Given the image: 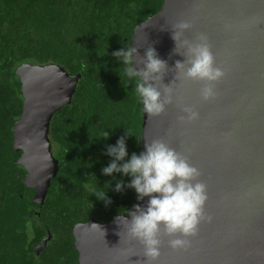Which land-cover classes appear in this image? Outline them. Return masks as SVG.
Wrapping results in <instances>:
<instances>
[{"label":"water","instance_id":"1","mask_svg":"<svg viewBox=\"0 0 264 264\" xmlns=\"http://www.w3.org/2000/svg\"><path fill=\"white\" fill-rule=\"evenodd\" d=\"M183 20L194 25L185 33L188 39L200 32L208 35L216 64L227 75L216 85L218 98L211 102L200 99L202 83L176 81L174 103L162 116L143 113L142 152L146 142L160 139L186 155L208 186L206 212L213 221L201 224L187 251H173L165 237L159 264H264V0H164L156 15L135 28L131 44L140 56L154 47L167 61L165 85L175 80V62L184 60L172 54L171 38V26ZM16 74L24 104L14 126V149L21 153L17 163L27 172L32 201L43 207L60 171L51 123L72 104L81 75L72 76L59 64L30 63ZM181 104L194 106L200 119L179 124ZM147 201L137 200L136 205L146 206ZM116 218L106 224L91 219L74 227L78 264H137L144 259L138 242L120 243ZM92 224L102 226L105 237ZM51 237L49 232L37 253Z\"/></svg>","mask_w":264,"mask_h":264},{"label":"trees","instance_id":"2","mask_svg":"<svg viewBox=\"0 0 264 264\" xmlns=\"http://www.w3.org/2000/svg\"><path fill=\"white\" fill-rule=\"evenodd\" d=\"M164 0H0V264H78L74 227L91 219L106 224L119 210H131L137 194L116 192L121 173L105 176L109 145L125 135L129 158L142 152L144 114L134 85L121 79L112 56L131 45L135 28L156 15ZM59 64L81 75L71 105L55 114L50 139L60 171L43 207L25 185L27 172L17 162L14 126L24 98L16 71L22 65ZM108 131L109 138L102 139ZM137 141L136 140V138ZM93 174L96 176H93ZM112 181L106 205L92 188ZM123 208V209H122ZM52 237L46 249L37 247Z\"/></svg>","mask_w":264,"mask_h":264},{"label":"clouds","instance_id":"3","mask_svg":"<svg viewBox=\"0 0 264 264\" xmlns=\"http://www.w3.org/2000/svg\"><path fill=\"white\" fill-rule=\"evenodd\" d=\"M193 27L190 20L171 26V38L175 44L172 54L183 56L184 60H177L174 69H171L176 72V77L170 85L163 83L170 71L168 63L158 56L154 47H148L143 56L133 44H124L112 53L121 65L118 75L129 85H134L132 90L137 103L148 117H159L166 112V108L174 103L176 89L183 81L202 83L199 96L203 102L218 98L216 85L225 79L227 73L223 67L217 66L206 33H196L192 39L185 36ZM226 28H230V25H226ZM176 81L180 82L179 85ZM179 108L182 113L177 117L179 124H192L200 119V113L194 106L181 104ZM132 136L125 129V135L115 145L106 148L105 154L111 160L101 172L105 176L121 173L130 177L127 184L123 179L115 180L116 192H122L127 187L135 191L137 200L148 198L146 206L137 204L131 210H119L116 219L121 230L117 235L120 243L122 240L135 241L143 247L144 259L137 264H159L165 237L173 251H187L198 237L201 224L212 223L213 217L206 212L208 186L199 179L200 169L163 140L146 142L145 151L133 153L129 158L126 141ZM108 138L109 133L105 131L102 139ZM111 184L112 181H109L101 188L98 183L92 188V196L106 205L111 204L108 197ZM92 226L105 237L102 226Z\"/></svg>","mask_w":264,"mask_h":264}]
</instances>
